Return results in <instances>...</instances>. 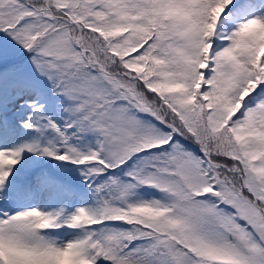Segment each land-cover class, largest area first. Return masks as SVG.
I'll return each mask as SVG.
<instances>
[{"label": "snow or ice", "instance_id": "obj_1", "mask_svg": "<svg viewBox=\"0 0 264 264\" xmlns=\"http://www.w3.org/2000/svg\"><path fill=\"white\" fill-rule=\"evenodd\" d=\"M0 264H264V0H0Z\"/></svg>", "mask_w": 264, "mask_h": 264}]
</instances>
